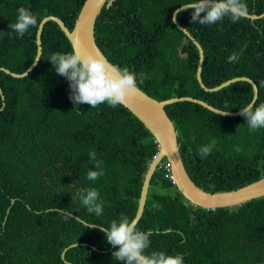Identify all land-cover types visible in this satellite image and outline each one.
<instances>
[{
  "label": "trees",
  "instance_id": "obj_1",
  "mask_svg": "<svg viewBox=\"0 0 264 264\" xmlns=\"http://www.w3.org/2000/svg\"><path fill=\"white\" fill-rule=\"evenodd\" d=\"M84 1L0 0V68L25 72L37 53L41 20L57 17L71 31ZM186 2L115 0L96 19V44L110 63L136 73L138 89L152 99L191 97L237 112L252 101V87L246 82L217 92L200 87L197 48L172 22L173 12ZM244 2L248 14L264 13V0ZM20 7L38 19L23 37L8 27ZM191 12L181 11L176 19L203 50L204 86L247 77L257 85L255 103L264 102V18L244 17L235 23L225 18L203 25L191 23ZM41 39L40 60L26 77L0 71L5 98L2 108L0 97V264H66L61 254L72 244H83L67 250L65 260L72 264H123L113 259L117 249L104 233L88 225L108 227L122 216L133 220L157 144L121 105L73 104L69 81L48 60L72 47L51 21ZM233 54L236 60L229 62ZM165 111L196 186L229 192L264 177V128L249 132L244 117H224L191 102L166 106ZM213 139L215 147L201 158L198 149ZM92 151L103 161L104 175L96 181L86 178L96 170ZM165 163L163 159L152 176L137 223L138 229L151 231L147 252L179 254L184 264H264V197L232 210L194 207L166 177ZM86 188L100 194L99 217L80 203Z\"/></svg>",
  "mask_w": 264,
  "mask_h": 264
},
{
  "label": "clouds",
  "instance_id": "obj_2",
  "mask_svg": "<svg viewBox=\"0 0 264 264\" xmlns=\"http://www.w3.org/2000/svg\"><path fill=\"white\" fill-rule=\"evenodd\" d=\"M189 9H192L191 23L203 25L216 24L225 18L235 23L248 14V8L244 0H187L173 14L172 22H175L176 16L181 11ZM37 24V17L29 9L20 7L17 9L16 21L9 24L8 27L18 37H23L30 28L35 27ZM48 60L56 73L69 81V99L75 105L88 104L91 108H97L106 103L108 106L115 108L131 98L138 90L136 73L131 72L127 67L114 65L106 59L92 55L82 56L73 49L67 53H54ZM235 60V54L228 57L229 62ZM239 111V116L244 117L249 132L264 128V102L256 104L253 100L240 108ZM220 114L226 115L227 112H220ZM215 144L216 141L213 139L210 143L201 146L198 149L201 158L209 155ZM178 149L179 145H175L174 150L178 151ZM237 151H239V148H237ZM89 158L90 162L95 163L96 170H89L86 178L90 181H96L104 175L103 161L96 159L94 151L89 153ZM164 168L168 174L166 177L172 182V175L167 162ZM79 199L88 213L95 214L97 217L102 215L103 201L100 200L97 189H84ZM234 208L228 209L232 210ZM99 230L104 233L107 243L117 249L112 252L115 261L123 262V264H184L183 257L179 254L169 255L163 251L148 253L151 231L138 229L136 222L126 216H122L118 220H112L108 227L101 226Z\"/></svg>",
  "mask_w": 264,
  "mask_h": 264
},
{
  "label": "water",
  "instance_id": "obj_3",
  "mask_svg": "<svg viewBox=\"0 0 264 264\" xmlns=\"http://www.w3.org/2000/svg\"><path fill=\"white\" fill-rule=\"evenodd\" d=\"M114 1L115 0H85L75 20L73 29L71 31L65 26V24L59 18L54 16L44 17L39 23V26L37 28V32H36L37 53L30 67L21 74L13 73L4 68H0V71L17 79L26 77L34 69V67L38 64L40 60L42 53V47H41L42 30L44 28V25L50 21L57 24V26L60 28V30L63 32V34L69 41L72 50L74 49L75 51L79 52L82 56L92 55L107 60V58L102 54V52L100 51V49L96 44L94 37V29H95L96 19L100 15L102 8L104 6H106V8H109ZM181 7H179L178 9H180ZM176 10L173 12V14L176 12ZM245 18H248L250 20L264 18V13L261 15H256L254 13L247 14ZM173 23L175 27L178 30H180L189 40H191L197 48L199 55V62L196 72V80L203 90H205L206 92H217L233 83L246 82L250 84V86L252 87V91H253L252 101L253 100L256 101L258 96L257 86L251 79L247 77L232 78L221 83L217 87L206 88L201 79L202 65L204 61V54L201 46L195 40V38L190 34V32L178 23L177 19ZM0 97L3 102L2 103V108H3L5 98L1 89H0ZM179 102H191L194 104H198L203 108L224 117H236L239 116V112H240V111L227 112L226 115L220 114V112H225V111L216 109L202 100H198L191 97H175L163 101H157L149 97L140 89H138L137 92L131 98L126 100L121 105L124 108H126L135 118H137L139 122L143 124L146 130L154 138V141L158 147V151L154 156V158L152 159V161L150 162L148 169L143 178V184L138 199V207L135 217L133 218L136 224L139 222L140 218L142 217L152 176L159 167L163 159H165L166 162L169 164L170 172L172 175L171 179L173 184L175 185L179 193L194 207H199L205 210H216L219 208H234L244 202H248L254 199L264 197V177L256 182H253L249 185L243 186L239 189L232 190L229 192L210 193L196 186V184L190 179L185 169L181 157L180 149H178V151L174 150V146L179 145L178 133L175 130L173 122L169 119L165 111L166 106ZM2 108H0V111ZM13 202L14 200H12V203ZM83 223L86 224L85 222ZM88 226L100 229V226L97 225L95 226L88 225ZM78 245L80 246L83 244H72L62 252L61 259L66 264H72L65 260L66 251Z\"/></svg>",
  "mask_w": 264,
  "mask_h": 264
},
{
  "label": "bare ground",
  "instance_id": "obj_4",
  "mask_svg": "<svg viewBox=\"0 0 264 264\" xmlns=\"http://www.w3.org/2000/svg\"><path fill=\"white\" fill-rule=\"evenodd\" d=\"M181 157H182V156H181ZM163 166H164V165H163ZM163 166H162V167H163ZM184 166H185V165H184ZM160 168H161V167H160ZM155 172H156V171H155ZM165 174H166V173H165ZM167 178H168V177H167ZM141 218H142V217H141ZM81 220H82V219H81ZM139 221H140V220H139ZM66 252H67V251H66ZM65 254H66V253H65Z\"/></svg>",
  "mask_w": 264,
  "mask_h": 264
},
{
  "label": "rangeland",
  "instance_id": "obj_5",
  "mask_svg": "<svg viewBox=\"0 0 264 264\" xmlns=\"http://www.w3.org/2000/svg\"><path fill=\"white\" fill-rule=\"evenodd\" d=\"M260 180V179H259Z\"/></svg>",
  "mask_w": 264,
  "mask_h": 264
}]
</instances>
